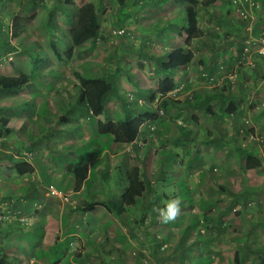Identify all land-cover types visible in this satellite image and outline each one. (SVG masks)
Listing matches in <instances>:
<instances>
[{
	"label": "crops",
	"instance_id": "1",
	"mask_svg": "<svg viewBox=\"0 0 264 264\" xmlns=\"http://www.w3.org/2000/svg\"><path fill=\"white\" fill-rule=\"evenodd\" d=\"M169 2L174 0L157 3L167 5ZM254 3L252 8L247 7L251 16L247 24L237 15L222 12L217 15L224 27L219 42L213 46L214 50H219L214 57L217 62L211 68L208 56L201 52L196 60L202 68L208 66L207 70L213 69L214 75L224 74V78L227 71L230 73L241 66L246 80L245 83L238 81V89L242 88L240 84L253 89L246 97L251 103L247 105L249 110L243 109L244 113L221 108L226 104H218L224 102L222 87L205 86L211 90L190 94L195 88L184 91L189 87L191 70L196 64L193 60L188 68L164 73L176 86H182L179 98H170L172 100L161 98L157 93L151 99L148 88L137 87L129 76L128 86L136 88V94L132 93L143 101L142 105L126 103L125 93L114 81V71H108L107 75L95 73L100 70L101 63H95L94 68L86 63V71L80 74L98 75L114 89L108 94L100 116L90 114L86 103L79 99L78 81L70 76L69 70L58 72L56 63L41 65L42 75L38 82L31 80L23 88L0 92V121L6 129L0 133L2 264H10L8 260L12 256L15 257L13 264L17 260L18 264H27L19 260L9 246L19 251L26 246L34 247L32 253L36 248L47 250L57 243L66 247L60 261L68 260L71 264H157L159 260L165 264H234L235 261L237 264H264V185L231 186L238 169L247 177L248 171L258 170L257 162L264 165V155L257 147L247 145V157H242L240 153L244 147L240 148L238 140L234 141L235 129L223 130L226 117H230L232 123L238 114L256 118L260 125H256V130L264 128L262 112L250 108L264 100V57L251 56L244 52L242 45L243 39L259 38L264 34V0ZM180 19V26L168 30L179 43L158 55L161 63L167 61L171 50L185 41L183 9ZM198 27L201 35L191 41L187 48L189 53L204 37L210 39L212 31L200 24ZM99 35L105 37L104 31ZM232 45L235 50L227 47ZM93 46L91 42L88 52H93L90 50ZM120 47L123 48L121 45L117 49ZM106 48L105 44L103 49ZM143 48L141 45L137 52L126 53H135L137 61L143 63L148 60L143 58L146 54ZM204 48L202 46L200 51ZM216 55L225 56L227 68ZM3 58H0V67L6 62H1ZM14 70L13 74L4 76L29 74L24 67ZM208 95L215 96L207 104L208 109H212L209 116L205 113L207 105L197 108L187 101L193 96L204 98ZM231 96L235 100L234 92ZM2 98L8 100L7 104H1ZM163 99H167L165 115L156 124L155 131L148 133L145 125L149 123L152 105ZM213 103L217 107L214 111ZM191 108L198 113V121L195 116L187 119ZM126 117L140 119L142 123L141 133L130 143L119 142L114 134L99 130L100 123L118 122ZM23 153L32 155L26 160L21 157ZM21 162L26 163L30 171L18 175L13 166ZM241 164L246 167L243 172ZM133 169L138 172L144 191L134 204L125 206L119 214L109 212L102 204L120 200L128 186L127 175ZM178 184L187 193V199L179 204V213L167 222H156L157 209L180 196ZM158 188L162 192L157 194ZM51 189L58 195H51ZM160 194L161 202L158 200ZM196 194L198 201L193 203L191 200ZM61 196H67L69 201L65 202ZM11 208L20 209L24 215L18 217L10 213ZM196 210L198 220L192 214ZM18 218L28 220V224ZM37 228L39 234L33 236ZM30 236L31 240L26 239ZM158 245L160 249L167 248L159 252ZM30 257L33 264L34 259Z\"/></svg>",
	"mask_w": 264,
	"mask_h": 264
},
{
	"label": "rangeland",
	"instance_id": "2",
	"mask_svg": "<svg viewBox=\"0 0 264 264\" xmlns=\"http://www.w3.org/2000/svg\"><path fill=\"white\" fill-rule=\"evenodd\" d=\"M63 1L64 0H0V20H2V26L0 22V43L5 47L10 45V47L14 48L11 50H9V48L6 51V54H4V58L2 57L3 59L1 62H6L2 63L0 67L1 74L11 75L14 73V69L17 68L20 70V68L24 67V71H29V73L33 71V73H35L33 78L35 82H38L39 77L37 72L41 65L45 64L44 66H46L50 63H56L58 64V72H64V69L69 70L70 76L74 79L73 72L76 71L80 73L81 71H86V63L88 64V67L92 68H94L95 63H101V67L106 69L103 70L100 67V70L95 73L103 72L107 75L108 71H114L116 73V78L114 79L116 86L121 87V92L125 93L126 96H128V94H136V88L128 86L130 81L127 80V75L131 77L133 82H136L137 87H147L149 91L148 94L152 96V94H156L158 79L160 77H165L164 72L157 68L154 60L148 59L142 63L137 61V55L135 53H132L131 55L126 52H137V48L143 45V50L146 54L152 57H159L158 55L168 50L169 47L172 48V46H175L179 41L173 39L174 37L171 36L168 30H172L175 25H181L180 15L181 10L183 9L182 3H190L196 6L201 0H183L182 2L174 0V2H169L167 5H160V3H157V0H139V3H135L131 6L132 13L134 12V18L132 19L135 21L133 29L124 27V24L119 26L120 28L117 27L116 23L113 21L115 4L109 0H71V6H67ZM87 1L92 2L95 5L100 23L99 31H104L105 33V37L98 35V38H96L93 48L90 49L93 50V52H88L91 42H86L82 46L74 48L69 39V30L73 27L76 20V8ZM221 12L222 14H236L229 3V0H221V2H217L208 8L198 9L197 16L199 24L201 26H206V28L212 32H210L211 36H208L210 38L209 40L204 37L200 40L198 45H193L194 48L192 46L191 53L194 64L196 63V60L199 59L198 55L200 52L205 53L208 56V63L211 68L216 64L217 60L214 61L215 52H218L219 50H214L213 46H215V42L216 44L219 42L220 34L224 29L222 23L219 22L216 17L217 15H220ZM170 19L173 21H170ZM116 27L118 29H128L131 31L132 35L130 37H125L124 39L118 37L119 35L115 36L112 31L117 29ZM175 30L177 31L176 27ZM157 31H163V33L158 34ZM253 38H255V36ZM19 41L23 43L22 46L18 45ZM26 44L32 46L33 49L36 50L35 53L31 52L33 60H30L29 62L34 61L32 65L29 64V62H26L27 56L25 53H22L26 49ZM105 44L107 45V48L103 49ZM207 44H209V46ZM121 45L123 48L120 47V50L117 49V46ZM202 46H205L203 52L200 51ZM227 47L235 50V45ZM208 48H212L214 51L212 49H209V51ZM247 48V51L244 52L250 55L257 54L256 43L250 44ZM224 57L225 56L216 55L218 61L221 60V64H224L227 68L228 63L224 61ZM204 67L208 68V66ZM238 68L239 67L233 69V71H237ZM191 72L189 79L190 83L188 84L189 87L184 89V91L191 90L192 88L195 89H192L189 94L200 90H211L205 86H214V88H218L223 85L222 83L227 84V76L230 74L227 71V76L224 78V74L217 73V75H215L216 79H214L215 82L208 84L201 75L206 72L201 65L196 63ZM83 75L89 76L92 74ZM231 92H234V97H236V95H238L237 86L234 87ZM21 94L22 93H19V95ZM222 94L225 95V92H222ZM178 95L175 97L179 98ZM168 98V100H172L174 97L169 96ZM224 98H227L228 101L226 100L225 102L227 103L222 105L221 108L228 111L232 110L234 112L240 110V107L237 106L235 102L241 98H235V100H233L231 99L232 97L230 98L227 95H225ZM1 100V104L4 105L8 102V100L4 98ZM241 102L243 103V100ZM218 104L223 103L220 101ZM243 104L247 105V102ZM215 106V103L211 105L213 111L217 109ZM192 108L191 114L187 115V119L192 120V118L196 117L195 121H198L199 115L197 112L192 111ZM253 109H255V106ZM161 118L162 117H159L155 126L160 122ZM226 118L228 120H224L223 130L227 131L231 127L235 129V136L240 143V148H242L241 146L243 145H252L257 147L258 152H261L264 155V128L256 130V125L260 126L257 124L256 118L243 117L239 114L236 119L234 117L232 123H230V117ZM208 119H211V117H208ZM209 122H211V120H209ZM181 123L183 122L181 121ZM238 126L240 127L238 128ZM249 128H252V131L247 134L246 131H248ZM250 142L253 143L251 144ZM257 163L256 167H258V170L256 172H253V170L248 171V178L241 174L240 169H238L235 179L233 180V185L230 184L232 188H237L238 186L244 187L248 184H257L256 186L264 185V165L260 164V162ZM178 188L180 189L181 194L175 199L182 202L184 199H187V193L180 188L179 184ZM168 191L170 192L169 189ZM159 192H162L161 188H158L156 191L157 194ZM158 200L160 202L162 201V194H160ZM191 201L197 203L198 195H193ZM245 202L246 200L244 203ZM192 214L194 216L196 215V218L198 219L199 214L197 210ZM155 219L157 220H155L156 222L162 223L163 219L160 217L158 211H156ZM193 225L196 226V223L194 222ZM33 234V236H37L39 234V229H35ZM26 239L31 240L32 237L30 236ZM160 246L161 245H158L157 247L159 252L165 251L167 248L165 246L163 249H160ZM9 248L19 257V260L27 261V264H32L30 260V253L32 250L29 246H26V248L21 251L14 249L11 246H9ZM76 250L77 249L74 248V251ZM14 258L15 257L12 256L8 262L13 264ZM15 264H18V260ZM157 264L165 263L159 260Z\"/></svg>",
	"mask_w": 264,
	"mask_h": 264
},
{
	"label": "trees",
	"instance_id": "3",
	"mask_svg": "<svg viewBox=\"0 0 264 264\" xmlns=\"http://www.w3.org/2000/svg\"><path fill=\"white\" fill-rule=\"evenodd\" d=\"M109 1H111L115 4L113 21L116 23L117 27L120 28L119 26L124 24L125 25L124 27L133 29L135 26V21H133V19H132V18H134V12L132 13L131 6L134 5L135 3H138L137 0H109ZM158 1L159 0H157V2ZM178 1L182 2L183 0H178ZM218 1L219 0H201L198 3V5H196V6L193 4H190V3H187V4L182 3L183 4V12H184V16H185L183 29H184V33L186 35L184 44L180 47H176L173 50H171L167 54V61L165 63H161V61H158V59H159L158 57H156L157 58L156 59L155 57H149L146 54L143 58L149 59V60L150 59L154 60L157 68L159 70L163 71L164 73L171 72L173 70H177V69L182 68V67L188 68V66H190V64L192 63L193 59H192L191 53H189L187 51V48L190 47L191 41L197 39L201 35L200 28L198 27V24H199L198 16H197L198 9L208 8ZM63 2L67 6H71V3H72L71 0H64ZM254 2H257V0H255V1L250 0V2H244L242 4H239V6H241L242 9H247V7L249 8V3H251L254 6L255 5ZM229 3H230V1H229ZM235 15H237V17L239 16V14L237 12ZM240 20L243 22H246V24H247L251 21V16L246 18V19H240ZM0 22H1V26H2V20H0ZM1 26H0V30H1ZM118 28L113 30V31L123 30V35L118 36V37L124 39L125 37H130L132 35L130 30L118 29ZM99 30H100L99 17L97 14L96 7L93 3L87 2V3L82 4L78 8H76V20H75L73 27L69 30V39H70L71 45L73 47H80L86 42H95L96 38H98V35L100 32ZM262 38H264V34L262 36H260L259 38L249 37V38L243 39L242 45L245 48L244 50L247 51L246 44H245V42L247 40H250L252 43L253 42L257 43ZM18 45L22 46L23 43L21 41H19ZM25 47H26V49L22 53L26 54V56H27L26 62H29L30 60H33L32 53H35L36 50H34L33 47L29 46L28 44H26ZM8 49L11 50L14 48L10 47V45L5 47V46H3V44L0 43V58H2L4 56V54H6V51ZM258 56L264 57V55H258ZM256 60H258V59H256ZM200 61L203 62L202 60H200ZM33 62L34 61L29 62V64L32 65ZM240 67L238 68L237 71H231L230 74L227 76L228 77L227 78L228 79L227 86H226V84H224L225 86L222 85L220 87H222V91H225V95H227L231 98L232 97L231 91L233 90L234 87L237 86V91H240L241 94L239 93V95H236L235 98L238 99L237 97H239L241 99L236 100L237 102H235V103L239 107L242 106V108H240L241 111L240 110L239 111L240 112L243 111V113H244L245 111L243 109L247 108L249 110L247 105L251 103V102L249 103L246 101V97L250 96V93L252 92L253 89H251L249 87V85H246L247 86L246 87L243 84H240L242 86V88L240 90L238 89V81L245 83V80H246V79H243V77H245L243 75L244 70ZM206 68H203V69H206ZM205 71L206 72H204V75L201 74L202 77H204L206 83L212 84L213 79H216L213 69H211L210 71L206 69ZM232 73L235 74L234 75L235 77L231 81L229 79V76ZM37 74H38L39 78L42 75V73H40L39 70H38ZM34 75H35V73H33V71H31L29 74L20 73L16 76L0 75V92L6 91V90L17 89V88H23V87L29 85L31 80H34V78H33ZM73 76L78 81V93H79L80 101H83L86 103L87 109L89 110L91 115L100 116L103 112L104 104L106 103V99H107L108 94L114 92L112 84L107 82L105 79L101 78L100 76L94 75V74L87 76V75H82L79 72L74 71ZM126 78L128 81L131 80L129 75ZM210 79H211V81H210ZM175 87H176V84L171 77H168V76L162 77L157 82L156 93L158 94L159 97L165 98L169 92H171L175 89ZM147 93H149V91H147ZM197 93H199V91ZM131 95H133V94H131ZM153 95L154 94H152L151 99L154 98ZM225 95L224 94L222 95L223 98L225 97ZM133 96L135 97V95H133ZM214 97L215 96H213V95L211 97H209V95H208V96H205L204 98L199 97V96H193L192 99H189L187 101H189V103L194 107H197V108L199 106L205 107L208 104V101H210L211 99H214ZM138 99L141 100L140 98L135 97V100L128 101V99L126 98V100H127L126 103L138 104V102H137ZM166 100L167 99H163L162 101L157 102V107H159V108L161 107V109L163 110V115L161 117H163L165 115V112H166V103H165ZM226 100L227 99L224 98V102H222V103L223 104L227 103V102H225ZM242 100H243V103L247 102V105L243 104L241 102ZM150 101H149V103H150ZM138 105H142V104H138ZM254 106H255V110H257L256 111L257 113L262 112L263 119H264V103L258 102L256 105H253L250 108H253ZM157 107H156V103L152 105V112L149 116L150 117L149 123H147V125H145V128L148 130V133H152L156 129L155 123L158 121V118L155 119ZM164 107H165V109H164ZM209 107L210 106L207 105V109H205V111H206L205 113L207 116H209L210 112L212 111V109H208ZM236 114H238V112H236ZM141 124L142 123H141L140 119H132V118L126 117L123 120L118 121V122H108L105 124L100 123L99 124V130L102 133L114 134L116 136L117 141H119V142L130 143L133 140H135V138L141 133V128H142ZM181 124H179V125H181ZM4 125L5 124L1 123V121H0V133L2 131L6 130ZM152 125L154 126L153 131L150 130V126H152ZM239 127L240 126H238V128ZM251 131H252V128H249L248 131H246V132H247V134H249ZM149 136H150V134H149ZM235 140H237V138H234V141ZM253 141H254V139H253ZM250 143L252 144L253 142H250ZM243 147L244 148H242V150H241L242 152L240 153V155L242 157L243 156L247 157L248 152L246 149V145H243ZM26 154L32 155L31 153H23L21 155V157L23 159H26V160L29 158V157H27ZM240 167H241L242 172L246 169V167L245 166L243 167L242 164ZM13 170L16 172V174L22 175L24 173H28L30 171V167H28L26 163L21 162V163L16 164L15 166H13ZM78 182H79V180H78ZM127 182H128L127 189H126L125 193L122 195V197L120 198V200H118V202L102 204L103 207L106 208V210H108L109 212H112L114 214H119L120 212H122L124 210L125 206H129V205L134 204L135 200L138 197H140V195L142 194V192L145 189V186H144L143 182L140 181L139 176H138V172L135 169L131 170V172L128 173ZM10 213H13L18 217L22 215V213L20 212V209H14L13 210L11 208ZM18 221H20L19 218H18ZM20 222H22V221H20ZM0 223H2L1 216H0ZM31 248H32L31 250H34L33 249L34 247H31ZM65 251H66V247L62 243H57L56 245L47 248V250H44L42 248H36V250L31 253V255L34 259L33 264H61V263L62 264H71V262L68 260H63L62 262L60 261L64 257ZM0 264H2V263L0 262ZM234 264H237V262L235 261Z\"/></svg>",
	"mask_w": 264,
	"mask_h": 264
},
{
	"label": "built area",
	"instance_id": "4",
	"mask_svg": "<svg viewBox=\"0 0 264 264\" xmlns=\"http://www.w3.org/2000/svg\"><path fill=\"white\" fill-rule=\"evenodd\" d=\"M230 1V5L232 6V8L234 9L235 12H237L239 14V18L240 19H246L248 17H250V12L248 11V9H242L241 6H239V4H242L244 2H250V0H229ZM249 7L251 8V3H249ZM114 35H119V36H122L123 35V30H116V31H113L112 32ZM254 43V42H253ZM250 40H247L245 42L246 44V49H248L247 47H249L250 44H253ZM256 53L257 54H260V55H264V38L260 39L257 43H256ZM235 74L232 73L230 76H229V79L232 81L234 79V76ZM211 81V79H210ZM213 83L215 82V80L213 79L212 81ZM182 89V86L181 85H177L175 87V89L171 92H169L166 97H169V96H177L178 93L180 92V90ZM126 98L128 99V101H133L135 100V97L131 94H128V96H126ZM159 101V100H157ZM138 104H142V100H137ZM157 103V102H156ZM157 107V105H156ZM163 115V110L159 107H157L156 109V118L155 119H159V117H161ZM150 130H154V126H150ZM27 157L30 158V154H26ZM50 194L51 195H58V193L54 190V189H51L50 190ZM61 198L65 201V202H68L69 199L67 196H61ZM161 217V216H160ZM20 221H22L25 225H27V221L26 219L22 218L20 219Z\"/></svg>",
	"mask_w": 264,
	"mask_h": 264
},
{
	"label": "clouds",
	"instance_id": "5",
	"mask_svg": "<svg viewBox=\"0 0 264 264\" xmlns=\"http://www.w3.org/2000/svg\"><path fill=\"white\" fill-rule=\"evenodd\" d=\"M179 200L178 199H172L169 202H167L166 206L161 209H157L159 212V215L161 218L167 222L171 219H174L176 215L179 213Z\"/></svg>",
	"mask_w": 264,
	"mask_h": 264
}]
</instances>
